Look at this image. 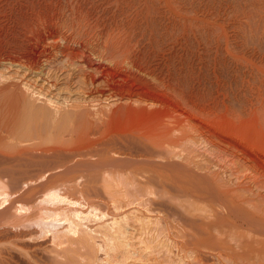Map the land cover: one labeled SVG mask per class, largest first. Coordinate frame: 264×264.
I'll use <instances>...</instances> for the list:
<instances>
[{
    "label": "rangeland",
    "instance_id": "obj_1",
    "mask_svg": "<svg viewBox=\"0 0 264 264\" xmlns=\"http://www.w3.org/2000/svg\"><path fill=\"white\" fill-rule=\"evenodd\" d=\"M136 13L165 87L146 77L136 100H102L81 155L25 149L34 128L49 143L85 134L75 108L32 89L44 112L0 128V264H264V0Z\"/></svg>",
    "mask_w": 264,
    "mask_h": 264
},
{
    "label": "bare ground",
    "instance_id": "obj_2",
    "mask_svg": "<svg viewBox=\"0 0 264 264\" xmlns=\"http://www.w3.org/2000/svg\"><path fill=\"white\" fill-rule=\"evenodd\" d=\"M137 14L135 0H0V128L11 127L16 122L12 117L21 116V111L32 116L42 112L28 98L32 89L42 98L75 108L85 134L81 131L84 137L76 139L73 132L49 143L42 128H34L21 137L30 143L25 149L46 157L81 155L78 147L88 133L105 126L102 100H136L135 80L146 77L161 80L165 87L166 61L140 45V40L151 41L154 35L151 29L136 35ZM93 142L89 137L85 145ZM61 165L64 175L85 166Z\"/></svg>",
    "mask_w": 264,
    "mask_h": 264
}]
</instances>
